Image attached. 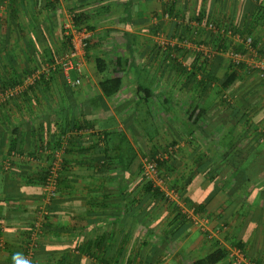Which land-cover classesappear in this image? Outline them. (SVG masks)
<instances>
[{"label":"crops","instance_id":"obj_1","mask_svg":"<svg viewBox=\"0 0 264 264\" xmlns=\"http://www.w3.org/2000/svg\"><path fill=\"white\" fill-rule=\"evenodd\" d=\"M48 5L17 0L12 18L0 2V89L51 70L21 97L0 103V158L18 154L11 170L0 171V264H22L42 201V176L54 161L61 165L58 195L33 264H196L235 243L264 264L258 133L246 125L230 133L235 115L222 114L219 82L205 80L210 76L201 70L198 52L180 47L173 59L155 39L158 32L189 39L191 22L204 18L252 34L264 55V0H62L50 11ZM81 12L92 15L87 25L94 30H87L92 44L82 83L73 86L59 62L68 53L65 28ZM208 35L202 31L200 40L213 45ZM239 45L227 43L229 50ZM225 51L217 48L206 68L214 79L232 70ZM97 59L107 65L103 73ZM244 66L230 101L241 105L239 116L248 124L264 131V83ZM107 78L122 80L112 97L100 88ZM195 108L208 114L192 118ZM222 120L229 133L221 131ZM148 121L155 123L152 132ZM159 148L167 155L163 172L176 201H159L144 190V159ZM233 156L235 165L245 160L231 174L227 162ZM253 166L259 172L248 180L244 170ZM190 201L203 203L212 239L194 225L182 231L179 212L189 219Z\"/></svg>","mask_w":264,"mask_h":264},{"label":"built area","instance_id":"obj_2","mask_svg":"<svg viewBox=\"0 0 264 264\" xmlns=\"http://www.w3.org/2000/svg\"><path fill=\"white\" fill-rule=\"evenodd\" d=\"M53 2H58L62 0H51ZM2 6H7L9 0H0ZM168 17V16H167ZM67 36L71 37L72 49L66 53L61 61L59 62L60 68L65 72L66 78L73 86H79L82 83L81 76L84 66V60L86 54V49L89 40V33L86 29H77L73 26H66ZM191 34L189 39H181L177 37L173 40L167 39L160 32L156 35V44L163 50H170L171 57L176 58V50L180 47L194 49L202 61L208 59H213L216 52L213 48L205 43H202L201 33L205 31L214 40L217 37H223L225 39L235 40L237 43L243 45L244 53L235 52L233 50L227 52L228 62L231 65H246L250 72H255L260 78L264 80V57L260 54L259 48L255 46L254 38L250 35L241 36L235 33L231 27H224L215 23V21L200 19L191 22ZM71 31V33H70ZM58 65V64H57ZM57 68V67H56ZM55 69V68H54ZM50 68H48L45 73H36L30 75L23 84L16 87L7 88L3 93H0V103L9 102L15 98L20 97L30 86H32L42 75L49 74ZM76 71L79 75L74 82L69 80L70 72ZM18 157V154L11 153L10 157L7 159L0 158V171H9L12 166V159ZM167 158V155H158L157 160L163 161ZM143 173L147 181H151L154 187L160 188L162 192L165 193L168 201H176L177 193L175 191H170L168 188L167 177L159 169L156 160L145 158L143 162ZM48 173L45 177L44 183L42 185V201L38 206L33 224L31 226V232L27 236V247L26 250L21 254L20 260L22 264H33L34 256L39 247V243L42 237L45 218L50 214V205L56 199L58 195V184L61 172V165L58 161H54L47 169ZM189 219L192 221L193 225L198 227L201 232L206 234L207 238L212 239L213 234L209 231V219L204 215H198L193 209H190ZM229 261L235 264H255L246 253L237 248L233 247L229 251V256L227 258Z\"/></svg>","mask_w":264,"mask_h":264},{"label":"trees","instance_id":"obj_3","mask_svg":"<svg viewBox=\"0 0 264 264\" xmlns=\"http://www.w3.org/2000/svg\"><path fill=\"white\" fill-rule=\"evenodd\" d=\"M9 2H11V3H9ZM9 2H8L9 3L8 4V7H9L8 14L12 18H15V5H16L17 0L16 1L15 0H9ZM45 2L47 4H49L48 7H47V8H49L48 11L52 10V7H50V4L53 5V6L55 4L56 5L58 4V2H53L51 0H45ZM261 14H263V16H264V10H263V13L261 12ZM91 19H92V15H90L89 13H83V12L75 13L73 15V17H72V22H73L72 24L77 29L86 28V30H90L91 31V30H94V28L87 25V23ZM215 23L219 25V23H217V22H215ZM231 28H232V30L235 33L240 34L241 36H245V35L252 36V34H249V33L245 34V32L242 31L243 29L240 28V27L239 28L238 27L237 28L231 27ZM64 31H65V29H64ZM63 40H64L63 41L64 45L67 47V51L69 52L72 49L71 37L66 36L64 34ZM215 41H217V45H218L217 48L218 49H223L224 48V50H227V51H225L226 53L229 52L228 51L229 48L227 46V39H225V38H223L221 36V37H217V39ZM254 41H255L254 42L255 46H257V44H258L257 40L254 39ZM91 44H92V41L88 40V45H87L86 51L89 48H91ZM233 49H235V50H233L235 52L244 53V51H243L244 47L241 44L239 46H237L236 48H233ZM260 54L264 57V55H263V53L261 51H260ZM212 61H213L212 59L204 60L202 65H201L202 66L201 70L203 72H205L206 77L210 76L209 77L210 79L206 78L205 80L210 81V82H213V81L214 82H219V84H218L219 86L217 85L218 87L216 89V93L219 95V98H220V102L218 104V107L220 105L221 106L220 108L225 110L224 111L225 113H222V114L225 115L227 113H230V114H234L235 115L236 124L231 128L230 133H233L235 128L237 126H240V125L241 126L242 125H246L247 126L246 127L247 130H249L250 128L252 130V128H253L254 131L252 133H258V134H256L254 139L256 141L255 144L259 146V148L256 150L257 153L256 154L254 153V156L257 157V158H259L260 156L264 158V131L260 130V132H258V128H256V126H255L256 124L255 123L253 125L252 124H248L249 121H246L247 118H246L245 115L239 116L240 115L239 109H240L241 105L240 104H235V102L232 101V100L231 101L233 103L230 101L229 90H232L234 88V86L236 85V83L238 82L237 80H238V76L239 75H238L237 72H238V70L245 69L244 64L239 65V66L231 64L230 65V69H232V70L230 72L226 73V78L222 79V80H217V79H214V77H212V75L206 73V68H207V66H209V64ZM96 65H97V69H98V71L100 73H103L107 69V65H106V63H105V61L103 59H97L96 60ZM42 78L44 79V77H42ZM261 81L264 83V80H261ZM11 87L12 88L15 87V84L11 85ZM121 87H122V80L120 78H107V79H104L100 83L101 91L106 97H112V96L116 95L120 91ZM215 87H216V85H215ZM6 89H7V87H4V88L0 89V93H3ZM23 94H25V93H23ZM199 110H200V112L197 113V108H195L193 114L191 115V117L192 118L195 117L198 120V118H200L202 115H207L208 114L207 109H205V110L204 109H199ZM222 114H221V116H223ZM221 126H222L221 131L225 130L224 133H229L228 130H227L228 129V125H227V122L225 120H222ZM255 144H254V146H255ZM259 153H261V154H259ZM158 155H165V153H163L161 148L156 150L153 153V155L147 156L146 158H150V159L156 160L157 163H158L159 169L164 174L163 171H164V168H166L167 160L166 159L163 160V161L157 160L156 157ZM236 158H237V156L234 157L232 159V161L227 162V165H228V168H229V172L231 174L234 171H236V170L238 172L240 170L238 168L241 167L242 163L245 160V159H243L242 161L237 162L238 164L236 163V165H235V162L238 161ZM257 170L258 169L256 167H254V166L251 167V169H249V170H244V172L247 173V171H248L250 174H252V176L250 174H248L249 176L247 175L248 176V180L250 178H253V176H256L257 172H259ZM47 173H48V171L44 172V174L42 176V181H43L42 185L44 183V180H45V177H46ZM142 175L145 178L144 173H143V169H142ZM144 180H145V188H144V190H145L146 194H150L151 196H153L155 199H158L159 201H165V202L167 201L165 193L162 192L160 190V188L154 187V185H153V183L151 181H147L146 179H144ZM186 204H187L188 208L193 209L196 214L205 215L206 212H205V207L203 206V203H194V202L190 201V202H186ZM172 205L175 206V204H173V203H172ZM177 209H179V208H177ZM178 211H180V210H178ZM179 215L181 217L178 219V222L180 223V225H182V227H184L182 229V231L186 230V229L188 230V228H190L193 225L192 221L190 219H188L187 217L182 216L181 212H179ZM48 220H49V216H47L45 218L44 227L48 223L47 222ZM31 229L32 228H30L29 231H28V234H27L28 236H29V234L31 232ZM235 244H236V245H234L235 247H237V248H239V249H241V250H243L245 252V249L243 248V244L242 243H235ZM26 247H27V245H26ZM26 247H25L24 251L26 250ZM228 256H229V251L224 250L222 248H218L213 253H211L206 259H204L202 261H199L196 264H217V263L222 262L223 260L227 259ZM34 259H35V256H34ZM145 263L146 264H152V263H150L148 261H145Z\"/></svg>","mask_w":264,"mask_h":264},{"label":"rangeland","instance_id":"obj_4","mask_svg":"<svg viewBox=\"0 0 264 264\" xmlns=\"http://www.w3.org/2000/svg\"><path fill=\"white\" fill-rule=\"evenodd\" d=\"M70 33H71V31H70ZM206 42H208V40L210 41V39H212L209 35L208 36H206ZM215 43V44H214ZM214 43H213V45H212V43H209L208 42V44L206 43V45H209V46H211L212 48H213V51L214 52H216V50H217V47H218V45H217V42L216 41H214ZM227 43L229 44V40H227ZM228 51H231V50H228ZM78 75V74H77ZM70 78H71V80L74 82L76 79H75V74L74 73H70ZM15 99H17V98H15ZM6 103H8V102H6ZM1 104H3V103H1ZM1 106H3V105H0V107ZM141 118H143V117H141ZM142 125L143 124V122H140L139 123V125ZM152 124H155V123H152L151 121H148V122H146V126H147V129L148 130H151L150 132H152L153 130H154V125L152 126ZM140 125V126H141ZM153 127V130L151 129ZM149 134H154V135H156L157 133H149ZM164 145H167V143L166 144H163V146L162 147H164ZM256 171V170H255ZM254 171V172H255ZM250 258V257H249ZM252 260V259H251ZM253 261H255L254 259H253Z\"/></svg>","mask_w":264,"mask_h":264}]
</instances>
